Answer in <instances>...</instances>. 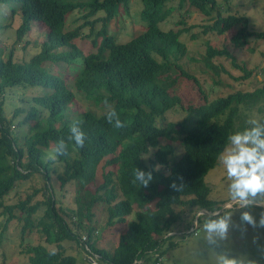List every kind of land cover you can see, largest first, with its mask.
<instances>
[{"label":"trees","instance_id":"obj_1","mask_svg":"<svg viewBox=\"0 0 264 264\" xmlns=\"http://www.w3.org/2000/svg\"><path fill=\"white\" fill-rule=\"evenodd\" d=\"M129 1L0 0V30L10 27L16 19L20 21L19 40L30 31L33 21L43 23L47 29L40 52L28 61L15 59L13 49L5 57L0 51V255L4 259L0 264H8L4 257L7 253L1 247L3 240H9L5 228L14 218L23 222L20 232L27 243L22 249L29 257L27 264H76V256L63 245L65 240L76 241L92 257L97 254L100 262L135 264L142 259V263L152 260L156 264L168 253L167 245L168 248L178 245L172 240L180 218L175 206L209 208L215 204L208 198L210 189L205 176L216 166L228 136L248 126L243 119L245 112L255 111L256 115L264 112V82L252 91L237 90L209 105L192 107L188 102L185 109H182L183 95L178 93L182 78L196 82L179 63L188 48L181 35L188 33L192 25L178 26L185 24V15L191 8L205 16L216 15L203 32L209 33L205 67L217 74L225 69L214 62L216 58L228 57L233 63L236 60L228 48L220 47L210 38L234 29L231 41L239 48L250 44L251 38L264 40L263 31L249 29V17L233 12L223 16L218 0H142L140 14L147 27L121 43L107 26ZM77 10H84L87 21L66 30L68 15ZM175 11L181 16L177 27L164 28L162 23ZM93 16L97 18L90 20ZM98 22H102V28L92 41L96 51L84 56L75 85L78 93H84L107 110L100 114L83 111L75 121L81 122L80 127L86 133L85 146L79 148L69 142L67 155L50 159L49 153L56 143L68 140L74 120L64 112L76 94L65 78L52 73L45 63L81 53L74 41L85 26L90 25L93 31ZM249 75L246 72L237 79ZM36 86L46 89L44 94L34 97L38 107L22 97L20 101L27 106L17 108L8 118L5 105L14 102L6 99L7 94ZM109 108L117 111L124 127L115 128L108 123ZM172 111H180L184 116L168 121L167 115ZM18 116L15 123L18 129L12 130ZM26 124L35 132L28 134ZM181 148L182 154L171 163L170 159ZM136 167L153 169V180L147 187L132 182ZM161 167H167L166 171ZM99 173L102 180L97 182ZM54 174L62 186L72 183L76 187V206L66 217L56 205ZM35 176L45 182L44 190L49 193L46 200L32 203L40 191L35 188L25 199L11 205L5 203L17 186ZM173 181L183 183L182 191L171 187ZM99 202L108 211V224L112 226L124 224L133 216L113 252L99 249L95 238L99 231L96 226L85 224V220H93V208ZM42 207L44 212L33 218ZM34 230H40L47 244L30 243L27 237ZM152 252L160 256L154 259Z\"/></svg>","mask_w":264,"mask_h":264},{"label":"rangeland","instance_id":"obj_2","mask_svg":"<svg viewBox=\"0 0 264 264\" xmlns=\"http://www.w3.org/2000/svg\"><path fill=\"white\" fill-rule=\"evenodd\" d=\"M221 5V13L223 16L230 14L246 15L249 17V29L252 31H263L264 32V0H233L232 4L225 3L222 0H218ZM143 9L142 0H130L127 7L121 6L119 14L112 19L107 29L111 34L116 36L118 42L124 43L140 34L147 27V23L141 17V11ZM84 10H77L74 13L68 15L67 23L65 25L66 30L75 29L81 26L87 21L83 17ZM172 17L168 18L167 21L162 23V26L166 29L170 27H177L176 22L181 18L178 11H175ZM213 17L205 16L195 9L190 10L185 15V24H180L178 28L192 25L191 30L188 33L181 35V40L186 42L187 54L179 62L181 66L194 78L189 80L182 78L178 85V93L183 95L184 107L187 108L188 102L192 107H199L203 105H209L214 99L225 97L229 93L237 90L241 91H252L255 88L261 86L264 82V40H258L251 38L250 44L244 48H239L232 41L231 38L235 33L232 29L222 36L210 38V40L219 45L220 47H226L233 53L235 57V63L231 58L218 57L214 62L220 66H223L225 70L220 71L218 74L214 70L205 67L204 56L206 52V41L208 39L203 29L205 26H211ZM97 16H93L90 20H94ZM9 22V21H8ZM20 25V21L16 19L12 25L6 29L0 30V51L3 57L7 56L13 49L15 59L22 61L30 60L35 54L40 52L42 42L46 39L47 29L45 25L39 21H33L30 31L19 40L17 35V29ZM95 29L92 31L90 25L85 26L81 35L76 38L75 45L81 53L78 55H70L67 58H61L60 60L53 59L52 62H46L45 66L49 68L52 73L60 74L63 76L68 86L75 92L76 99L69 104V108L65 110L64 114L70 118V120H76L78 116L85 110H92L98 114L103 113L107 110L104 105L97 104L94 100L89 99L84 93H78L75 85V77L77 72L80 70L83 58L90 52H95L92 41L96 37V31L102 28V22L96 23ZM195 35L198 37L192 39L191 36ZM101 39V38H100ZM70 49V48H69ZM84 53V54H83ZM250 72V75L245 79H237ZM16 89L12 94H7L6 99L13 100L14 103L7 102L5 105V112L8 118L12 117L14 111L23 106H27L20 98L24 97L27 101L31 100L34 106L38 105L34 101V97L45 93L44 86L32 87L23 89ZM206 96V97H205ZM20 101V102H19ZM178 110H182L180 107ZM180 111H172L168 113V121H176L181 119L182 115ZM255 115L257 118L264 121V112L257 113L245 112L243 119L245 122L249 116ZM25 113L21 115L24 117ZM40 116L36 119L38 120ZM80 118V117H79ZM19 119V116L14 119V124L11 129H18L15 124ZM24 126V125H23ZM27 126V127H26ZM25 129L28 134L35 132V129H31L26 124ZM23 128V127H22ZM235 132V130H234ZM25 133V134H27ZM183 149H179L177 154L170 159L171 163L182 154ZM48 156V154H47ZM102 165V164H101ZM60 168V166H58ZM164 171L167 167H161ZM165 168V169H164ZM62 172L60 168L59 173ZM102 180V176L98 175L97 182ZM53 191L56 199L57 208L60 209V214L66 217L67 214H71V210L76 206V187L75 184H67L62 186L60 180L56 178L54 174L52 177ZM205 183L209 187L208 198L214 201V205L209 208H200L199 206H175L176 211L180 214V218L174 227L173 241L178 242V245L168 249V253L160 257V260L156 264H217L218 256L224 252L242 259L251 261L252 264H264V227H252L251 225L243 224L240 220L241 213L243 211H250L259 222L260 214L264 212V207H251L248 209H241L238 206L232 210L233 224L236 225L230 228L229 237L227 240L222 241L219 247H211L205 242V233L202 230H198L195 227L194 222H199L200 228L204 221L207 219L206 216L199 215L202 211H212L216 208H221L223 204L228 200V190L226 180V174L224 169L220 166L219 161L216 166L212 168L209 173L205 176ZM45 182L40 177H33L32 179L22 182L15 190L5 199L6 204L16 203L19 199H25L29 194H32L35 188H39V193L32 200V203L46 200L49 193L44 190ZM44 212L42 207L38 212L33 215L38 217ZM94 218L92 221L85 220L86 225H94L98 232L97 247L99 249H106L108 252H113L117 245L119 236L128 227V222L133 219V216L128 217V222L117 223L116 225L108 224L109 213L104 209L103 204L99 202L94 208ZM17 213V211H16ZM74 219L72 218L71 221ZM22 221L16 218L10 220L5 228V235L9 239L7 242L3 240L1 251H6L7 256L6 262L8 264H27L29 257L27 254L22 252L24 242L21 238V227ZM71 225V222H70ZM238 226V227H237ZM40 229V228H39ZM82 231L76 229V232ZM81 234H84L82 232ZM83 235V236H84ZM30 239L32 245L39 243L47 244L42 237V233L39 231H33L27 237ZM168 244V243H167ZM63 245L66 251L70 254H74L77 258L76 264H108L100 262L97 259L90 257L84 252L81 245L76 241L65 240ZM54 246V245H50ZM170 254V256H168ZM155 259L156 256H160L157 252H152ZM87 258L89 260H87ZM4 260L3 256L0 255V262ZM142 259H137L135 264H141ZM142 263V264H152Z\"/></svg>","mask_w":264,"mask_h":264},{"label":"clouds","instance_id":"obj_3","mask_svg":"<svg viewBox=\"0 0 264 264\" xmlns=\"http://www.w3.org/2000/svg\"><path fill=\"white\" fill-rule=\"evenodd\" d=\"M107 121L115 128L124 127L114 108H109ZM80 123L75 120L71 123L67 142L60 139L51 149L50 159L55 160L57 156L67 155L69 142H74L75 146L79 148L85 146L86 133L80 127ZM246 124L247 127L228 136L227 146L218 156L219 164L224 169L228 181V200L221 208L213 209L210 212L202 211L199 214L207 217L202 229L198 219L194 222L195 227L206 234L204 239L207 245L214 248L219 247L222 241L227 240L230 228L236 226L232 219L234 207L238 206L241 209L264 207V121L251 115ZM155 170L158 171V167ZM152 180L153 169L145 171L136 167L133 170L132 182L134 184L139 183L140 186L147 187ZM171 187L182 191L184 185L182 182L177 184L173 181ZM240 220L243 224L251 225L254 228L264 227V212L260 214L259 222L247 210L241 213ZM217 264H252V262L224 252L218 256Z\"/></svg>","mask_w":264,"mask_h":264},{"label":"built area","instance_id":"obj_4","mask_svg":"<svg viewBox=\"0 0 264 264\" xmlns=\"http://www.w3.org/2000/svg\"><path fill=\"white\" fill-rule=\"evenodd\" d=\"M83 238L86 239V236H83ZM94 255H95V257H93V258L97 259L98 255L95 253H94ZM90 257H92V256H90ZM159 260H160V258H159Z\"/></svg>","mask_w":264,"mask_h":264},{"label":"crops","instance_id":"obj_5","mask_svg":"<svg viewBox=\"0 0 264 264\" xmlns=\"http://www.w3.org/2000/svg\"><path fill=\"white\" fill-rule=\"evenodd\" d=\"M168 256H170V254Z\"/></svg>","mask_w":264,"mask_h":264}]
</instances>
